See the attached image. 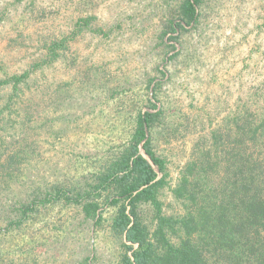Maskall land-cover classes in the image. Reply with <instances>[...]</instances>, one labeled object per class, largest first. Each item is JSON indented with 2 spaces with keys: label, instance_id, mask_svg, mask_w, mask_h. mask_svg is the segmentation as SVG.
Here are the masks:
<instances>
[{
  "label": "rangeland",
  "instance_id": "374dc122",
  "mask_svg": "<svg viewBox=\"0 0 264 264\" xmlns=\"http://www.w3.org/2000/svg\"><path fill=\"white\" fill-rule=\"evenodd\" d=\"M175 6L174 0H0V78L23 73L51 40L67 37L69 46L65 57L31 74L0 116V159L21 150L14 176L0 175V264H118L111 206L101 204L97 226L61 202L34 210L18 228L7 224L53 185L88 178L126 141L127 109L150 111L151 102L163 111L152 145L167 164L161 200L168 215L180 211L171 190L195 147L226 118L264 111V0H203L198 22L169 42L161 33ZM87 16L104 33L71 36ZM11 92L0 89V109Z\"/></svg>",
  "mask_w": 264,
  "mask_h": 264
},
{
  "label": "trees",
  "instance_id": "16d2710c",
  "mask_svg": "<svg viewBox=\"0 0 264 264\" xmlns=\"http://www.w3.org/2000/svg\"><path fill=\"white\" fill-rule=\"evenodd\" d=\"M174 1L161 33L169 42L177 40V30L198 22L197 10L203 4V0ZM93 20L79 18L71 36L86 29L103 34L92 27ZM68 49L67 37L51 40L43 56L23 73L0 78V89L12 90L0 116L22 93L21 85L31 74ZM153 99L158 101L156 92ZM149 108L127 109L132 116L126 141L84 181L58 183L38 201L22 205L7 230L20 227L34 210L60 202L79 207L84 219L97 226L104 204L115 211L110 231L120 241L118 264H264V111L226 118L211 131L208 142L195 147L171 190L180 211L168 215L161 200L168 186L167 164L152 145V132L164 125L163 111L151 102ZM19 154L21 150L0 159V175L7 172L8 180L14 176L16 170L11 171L20 162Z\"/></svg>",
  "mask_w": 264,
  "mask_h": 264
}]
</instances>
